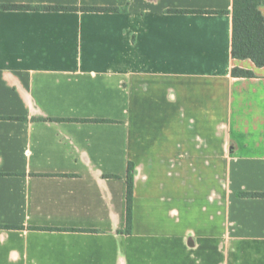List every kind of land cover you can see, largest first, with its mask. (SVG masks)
<instances>
[{
    "label": "crops",
    "instance_id": "obj_1",
    "mask_svg": "<svg viewBox=\"0 0 264 264\" xmlns=\"http://www.w3.org/2000/svg\"><path fill=\"white\" fill-rule=\"evenodd\" d=\"M233 2L0 0V264H264L240 195L264 193V67L232 57Z\"/></svg>",
    "mask_w": 264,
    "mask_h": 264
},
{
    "label": "trees",
    "instance_id": "obj_2",
    "mask_svg": "<svg viewBox=\"0 0 264 264\" xmlns=\"http://www.w3.org/2000/svg\"><path fill=\"white\" fill-rule=\"evenodd\" d=\"M264 0H234L233 2V33H232V57L236 59H250L258 67H264V14L260 9ZM5 9H38V6L24 4H3ZM48 9H75L68 6H46ZM84 11H118L117 7H92L81 8ZM170 12L190 13H220L219 10H183L169 9ZM232 75L236 77H254L252 70L240 67L232 69ZM52 119V118H48ZM105 121V119H94ZM134 164L129 162L127 172V200H126V232H132L133 227V197H134ZM241 196L264 197L262 192H241Z\"/></svg>",
    "mask_w": 264,
    "mask_h": 264
}]
</instances>
